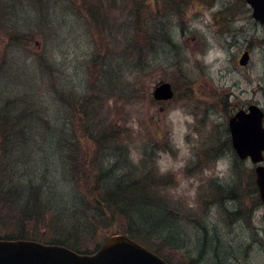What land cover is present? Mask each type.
I'll return each mask as SVG.
<instances>
[{"label":"rangeland","instance_id":"rangeland-1","mask_svg":"<svg viewBox=\"0 0 264 264\" xmlns=\"http://www.w3.org/2000/svg\"><path fill=\"white\" fill-rule=\"evenodd\" d=\"M37 1L0 0L7 7L0 9L2 94L30 87L32 75L39 106L49 112L50 96L61 87L64 144H78L85 169H92L83 182L96 181L115 162V175H138L154 195L151 204L178 225L175 245L151 240L173 263L264 264L255 165L237 156L229 128L230 117L250 104L264 110V23L250 4L102 0L93 20L85 0ZM245 50L250 60L243 66ZM42 59L44 75L34 76ZM162 80L175 91L169 100L153 97ZM71 97L87 101L86 118L77 102L70 106ZM102 131L109 136L103 147L91 139ZM47 133L40 129L41 137ZM97 231L84 243H101L107 232Z\"/></svg>","mask_w":264,"mask_h":264},{"label":"trees","instance_id":"trees-1","mask_svg":"<svg viewBox=\"0 0 264 264\" xmlns=\"http://www.w3.org/2000/svg\"><path fill=\"white\" fill-rule=\"evenodd\" d=\"M37 2L47 5L42 0ZM85 2L83 7L93 20L99 18L102 8L97 11L102 0ZM5 4L2 2L0 9L7 8ZM137 48V44L131 46L133 52ZM44 64L43 59L40 63L35 61L34 76L40 74L43 77ZM102 65L107 68L104 61ZM14 77L18 80L17 76ZM27 79L30 87L14 90L13 95H4L0 90V238L62 244L78 253H92L101 243L96 241L91 247L84 241L96 238L98 228L104 227L105 238L126 233L170 264H182L163 256L159 247L151 242L155 239L162 245H175L178 225L168 211L151 204L154 195L147 190L142 179L128 173L115 175L119 170L115 162L107 171L101 170L96 181L84 183L85 178H92V169H85L88 164L83 163V157L80 160L78 144L74 141L64 144L61 87L50 96L51 107H48L51 110L47 112L39 106L37 82L32 75ZM16 83L20 81L13 80L10 84ZM67 101L70 106L77 102L80 115L87 117L86 100L71 97ZM40 129L49 133L41 137ZM108 138L102 131L91 139L103 147ZM83 154L87 156L89 153L83 151ZM94 160L91 157L88 162L95 163ZM143 178L150 180L147 172L143 173ZM47 230L55 233L48 235Z\"/></svg>","mask_w":264,"mask_h":264},{"label":"water","instance_id":"water-1","mask_svg":"<svg viewBox=\"0 0 264 264\" xmlns=\"http://www.w3.org/2000/svg\"><path fill=\"white\" fill-rule=\"evenodd\" d=\"M252 7V16L264 23V0H246ZM250 59L245 51L239 62L246 65ZM158 100L174 96L169 81L158 82L152 92ZM264 111L256 104L249 112L240 110L229 120L233 147L241 159L250 157L256 163V182L264 202ZM0 264H170L164 258L126 234L109 236L100 248L91 254H80L59 244H45L25 239H0Z\"/></svg>","mask_w":264,"mask_h":264},{"label":"flooded vegetation","instance_id":"flooded-vegetation-1","mask_svg":"<svg viewBox=\"0 0 264 264\" xmlns=\"http://www.w3.org/2000/svg\"><path fill=\"white\" fill-rule=\"evenodd\" d=\"M15 35H17V33H15ZM250 105H251V104H250ZM250 105H249V106H250ZM249 106H248V108H249ZM255 183H256V180H255ZM256 186H257V184H256ZM257 189H258V187H257Z\"/></svg>","mask_w":264,"mask_h":264},{"label":"clouds","instance_id":"clouds-1","mask_svg":"<svg viewBox=\"0 0 264 264\" xmlns=\"http://www.w3.org/2000/svg\"><path fill=\"white\" fill-rule=\"evenodd\" d=\"M223 166V165H222Z\"/></svg>","mask_w":264,"mask_h":264}]
</instances>
